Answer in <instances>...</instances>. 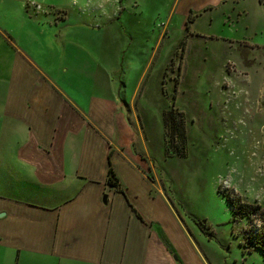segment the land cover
Instances as JSON below:
<instances>
[{
    "label": "crops",
    "instance_id": "0c3cea01",
    "mask_svg": "<svg viewBox=\"0 0 264 264\" xmlns=\"http://www.w3.org/2000/svg\"><path fill=\"white\" fill-rule=\"evenodd\" d=\"M227 2L174 0L186 3L189 33H201V11ZM25 3L0 0V264H231L219 232L188 219L150 174L113 70L87 58L77 68L91 47L80 48L81 32L106 22L53 19ZM51 46L54 65L40 64ZM111 167L121 189L107 183Z\"/></svg>",
    "mask_w": 264,
    "mask_h": 264
},
{
    "label": "rangeland",
    "instance_id": "374dc122",
    "mask_svg": "<svg viewBox=\"0 0 264 264\" xmlns=\"http://www.w3.org/2000/svg\"><path fill=\"white\" fill-rule=\"evenodd\" d=\"M25 1L37 11L47 8L53 19L68 13L69 22L89 19L95 28L97 18L106 22L101 32H81L80 48L91 47L88 54L79 50L77 68L87 58L113 70L122 97L131 102L121 105L151 159L150 174L164 178L168 197L188 219L219 232L230 246L231 264L244 258L258 264L255 255L262 264V247L248 253V218L237 202L259 205L251 217L264 225V3L228 0L201 11L192 26L201 33H189L186 3L174 0ZM14 17L12 24H24V30L31 25L28 17ZM46 52L50 60H36L54 65V48ZM172 108L183 113L184 150L166 134L164 111Z\"/></svg>",
    "mask_w": 264,
    "mask_h": 264
},
{
    "label": "trees",
    "instance_id": "16d2710c",
    "mask_svg": "<svg viewBox=\"0 0 264 264\" xmlns=\"http://www.w3.org/2000/svg\"><path fill=\"white\" fill-rule=\"evenodd\" d=\"M260 1L264 3V0H260ZM191 20L192 19L190 18L189 19L190 23H191ZM187 28L189 29V24L187 25ZM182 117H183V113H180L175 108H172L171 110L167 109L164 111L163 119H164L165 126L167 127L166 134L170 137L169 142L172 143L173 146L175 144L178 150L181 148L182 150L185 149V136H184L185 129H183V125H182L183 118ZM119 179L120 178L118 174L113 169V167H111L108 173L107 183L111 186H115V187H118V189H121L122 185ZM237 203L242 208V214H244L248 218L247 224L253 221L251 214H254V213L256 214L257 213L256 209L258 210L261 209L260 207H258L259 205H255L254 207H252L253 205L250 203H244L242 201L237 202ZM246 234L249 235L248 238L251 240L246 246L250 247V249H252L253 247L259 246V247H262V249L264 250V230L263 229L259 230L256 227L255 228L253 227L252 229H249L248 231H246ZM259 238H261L262 241L259 240Z\"/></svg>",
    "mask_w": 264,
    "mask_h": 264
},
{
    "label": "built area",
    "instance_id": "2783aa9c",
    "mask_svg": "<svg viewBox=\"0 0 264 264\" xmlns=\"http://www.w3.org/2000/svg\"><path fill=\"white\" fill-rule=\"evenodd\" d=\"M250 226H253L254 228L256 227L257 229H259V230H264V225H259L258 223H257V221H252V222H250L249 224H248V226L246 227V229H245V232L246 231H248L250 228Z\"/></svg>",
    "mask_w": 264,
    "mask_h": 264
}]
</instances>
